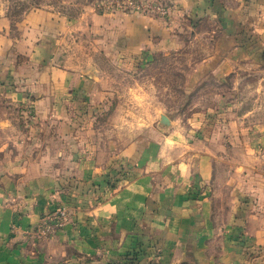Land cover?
<instances>
[{"label": "crops", "instance_id": "1", "mask_svg": "<svg viewBox=\"0 0 264 264\" xmlns=\"http://www.w3.org/2000/svg\"><path fill=\"white\" fill-rule=\"evenodd\" d=\"M179 5L173 20L217 26L215 64L204 65L206 72L218 79L235 74L253 92L229 133L239 160L230 164L227 208L218 210L205 194L193 197L190 176L160 187L152 176L132 175L108 192L102 182L109 168L102 170L90 131L78 124L91 119L78 106L92 103L96 83L94 71L66 61L68 38L90 39L95 51L99 35L106 50L115 44L130 55L153 46L176 50L177 28L125 15L71 20L41 10L12 22L0 9V129L9 137L0 144V264H173L186 255L194 264H264V0ZM211 158L206 150L197 164L201 193L223 174ZM67 201L74 213L58 235L33 240L30 232Z\"/></svg>", "mask_w": 264, "mask_h": 264}, {"label": "rangeland", "instance_id": "2", "mask_svg": "<svg viewBox=\"0 0 264 264\" xmlns=\"http://www.w3.org/2000/svg\"><path fill=\"white\" fill-rule=\"evenodd\" d=\"M185 1L0 0V9L12 22L41 10L71 20L89 14L125 15L177 28L181 46L176 50L153 46L130 55H124L115 44L106 50L99 43V35L95 38V51L89 46L90 39L72 44L71 37L68 38L64 48L66 61L81 71H94L90 82L96 83L89 92L92 103L78 106L80 112H89L91 119L78 124L90 131L102 170L109 168L102 182L108 192L122 186L125 178L132 175L152 176L160 187L168 178L174 182L190 176L193 177L190 194L198 199L208 195L213 205L222 210L227 208L231 193L227 185L233 172L230 164L239 160L230 144L231 125L237 114L248 110L253 92L235 74L218 79L206 72V65L215 64L210 60L219 38L217 26L201 20H173L176 8ZM171 21H175L174 27ZM160 116H165L170 125L160 124ZM19 117L14 115L18 129L23 125ZM2 143L9 144V137L0 129ZM206 150L210 152L214 170L218 166L223 171L214 187H208L207 194L201 193L197 167ZM65 187L67 190L70 186ZM59 211L65 212L66 222L47 239L35 237L33 230L30 232L33 240L44 241L58 235L74 213L70 201L64 202L53 215Z\"/></svg>", "mask_w": 264, "mask_h": 264}, {"label": "built area", "instance_id": "3", "mask_svg": "<svg viewBox=\"0 0 264 264\" xmlns=\"http://www.w3.org/2000/svg\"><path fill=\"white\" fill-rule=\"evenodd\" d=\"M64 222H66V214L63 211H59L44 219V222L40 225L41 228L35 229L36 234L34 236L39 237L40 239L49 238L50 235L55 234Z\"/></svg>", "mask_w": 264, "mask_h": 264}, {"label": "water", "instance_id": "4", "mask_svg": "<svg viewBox=\"0 0 264 264\" xmlns=\"http://www.w3.org/2000/svg\"><path fill=\"white\" fill-rule=\"evenodd\" d=\"M160 124H162L163 126H168L170 125V122L165 116H160ZM173 264H194V262L191 260L189 256L186 255L181 260Z\"/></svg>", "mask_w": 264, "mask_h": 264}]
</instances>
